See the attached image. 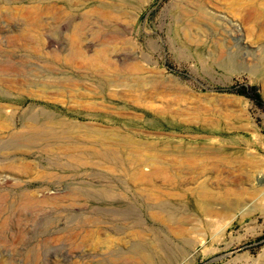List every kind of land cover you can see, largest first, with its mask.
<instances>
[{
    "label": "rangeland",
    "instance_id": "rangeland-1",
    "mask_svg": "<svg viewBox=\"0 0 264 264\" xmlns=\"http://www.w3.org/2000/svg\"><path fill=\"white\" fill-rule=\"evenodd\" d=\"M254 85L264 0H0V264H264ZM41 111L61 138L7 145Z\"/></svg>",
    "mask_w": 264,
    "mask_h": 264
},
{
    "label": "bare ground",
    "instance_id": "bare-ground-1",
    "mask_svg": "<svg viewBox=\"0 0 264 264\" xmlns=\"http://www.w3.org/2000/svg\"><path fill=\"white\" fill-rule=\"evenodd\" d=\"M50 114L51 113H49V112L41 111L40 113H36V114L32 115L28 119L33 120L34 124H32L30 127H28V130L26 132H24L23 134L14 137L9 143H7V145L24 144V145H27L28 147L39 148L40 144L46 143L45 146H47V148H49L50 143H51L50 139L52 138V136L54 139H60L62 136L61 130L52 128V125L59 126L61 124V121L59 120V118H56V117L52 118L50 116ZM99 154H100L102 162H108L109 160L115 159V157H116V155L113 153L101 152ZM72 160L85 163V162H87V157L86 156H83V157L74 156L72 158ZM89 190H91V189H89ZM110 190H111V187L109 190L103 189L99 193H97V195H96V193L92 194V193L82 191V190H76V191L74 190L72 193L67 195V198H74L77 195H81V196H85V197L90 196L94 200L104 201V200L109 199V198L112 199L111 193H109ZM116 192H118V191H116ZM3 194H4V192H3ZM7 197H9V195ZM7 199H4V200L6 201ZM11 202H12V206H22L23 207V206H35V205L41 206L44 204L56 202V200L50 199V198H43L42 200H38V199L34 198L31 194H28L25 192V193L20 194L18 199H15V200L13 199V201H11ZM130 204L129 203L127 204V208H128L129 215H131L130 217L132 218V217H134L135 212L130 207ZM162 207L164 209H166L171 214L178 213L180 211V209L176 205H174L173 203H164L162 205ZM114 214L115 213L108 215V216L114 217L113 216ZM131 218L126 217V216L123 217V219H129V220ZM202 242H204V240H202ZM188 244L189 245L194 244V246H195V245L201 244V241H199V242L193 241L191 243L189 241ZM137 252L139 254L145 253L144 249H139ZM183 252L184 251H180L178 254H176V252L172 248H169V251L166 250V255L171 256L172 259L170 261H174L181 254H183Z\"/></svg>",
    "mask_w": 264,
    "mask_h": 264
},
{
    "label": "trees",
    "instance_id": "trees-1",
    "mask_svg": "<svg viewBox=\"0 0 264 264\" xmlns=\"http://www.w3.org/2000/svg\"><path fill=\"white\" fill-rule=\"evenodd\" d=\"M251 90L253 91V93L250 92ZM239 92L252 97L257 104L264 106V100H263L262 95L259 92L257 86L254 85L250 88L246 87L245 89H243Z\"/></svg>",
    "mask_w": 264,
    "mask_h": 264
}]
</instances>
